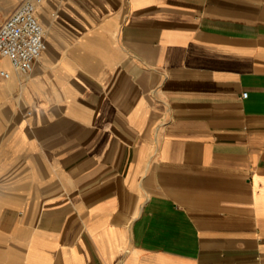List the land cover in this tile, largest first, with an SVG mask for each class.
I'll return each instance as SVG.
<instances>
[{
  "label": "crops",
  "instance_id": "1",
  "mask_svg": "<svg viewBox=\"0 0 264 264\" xmlns=\"http://www.w3.org/2000/svg\"><path fill=\"white\" fill-rule=\"evenodd\" d=\"M40 5L31 70L0 53V264H264V0Z\"/></svg>",
  "mask_w": 264,
  "mask_h": 264
},
{
  "label": "built area",
  "instance_id": "2",
  "mask_svg": "<svg viewBox=\"0 0 264 264\" xmlns=\"http://www.w3.org/2000/svg\"><path fill=\"white\" fill-rule=\"evenodd\" d=\"M38 1L22 0L0 24V53L7 55L13 67L22 73L31 70L35 58L45 48V28L36 15ZM0 73L8 74L4 69Z\"/></svg>",
  "mask_w": 264,
  "mask_h": 264
},
{
  "label": "rangeland",
  "instance_id": "3",
  "mask_svg": "<svg viewBox=\"0 0 264 264\" xmlns=\"http://www.w3.org/2000/svg\"><path fill=\"white\" fill-rule=\"evenodd\" d=\"M40 4H41V1L37 4V6H39V8H40V6H41Z\"/></svg>",
  "mask_w": 264,
  "mask_h": 264
},
{
  "label": "bare ground",
  "instance_id": "4",
  "mask_svg": "<svg viewBox=\"0 0 264 264\" xmlns=\"http://www.w3.org/2000/svg\"><path fill=\"white\" fill-rule=\"evenodd\" d=\"M41 0H39L38 2H37V4L40 2Z\"/></svg>",
  "mask_w": 264,
  "mask_h": 264
}]
</instances>
